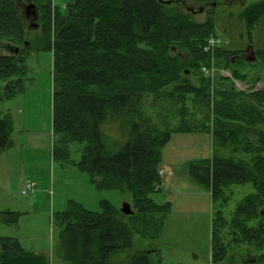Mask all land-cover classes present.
<instances>
[{
    "label": "trees",
    "instance_id": "obj_1",
    "mask_svg": "<svg viewBox=\"0 0 264 264\" xmlns=\"http://www.w3.org/2000/svg\"><path fill=\"white\" fill-rule=\"evenodd\" d=\"M36 1L43 36L30 45L52 51L53 157L68 162V146L77 144V168L91 185L99 191L127 192L132 199L129 216L103 200L97 212L70 202L56 213V253L62 263L159 264L161 245L129 254V260L123 253L131 249L133 235L149 242L160 237L170 213L168 201L158 204L153 199L162 187L161 151L172 133L199 132L211 137L212 155L184 164L185 176L210 194V264H233L230 245L223 243L225 230L232 245L261 252L250 264H264V89L215 88L202 76L193 85L186 77L187 72L209 68L212 60L216 67L245 64L239 54L222 48L205 53L206 40L214 36L213 21L209 12L203 22L192 17L200 8L237 0H190L193 11L188 12L179 10L187 0H68L63 12L51 0ZM243 1L238 16L248 29L264 23V0ZM21 18L17 0H0V39L24 46ZM254 55L264 63V53ZM25 59L23 48L0 55V101L22 90ZM232 75L245 79L237 67ZM172 84L170 91L164 90ZM146 97L153 103L167 99L179 105L175 128H161L143 112ZM199 107L203 118L196 123L193 110ZM12 125L11 115L1 112L0 152L13 147ZM218 146L240 158L219 155ZM245 184L255 193L244 197L227 221L226 190ZM17 215L0 209V222L15 224ZM121 254L124 258L117 257ZM0 264L51 262L43 253L25 250L16 238L0 237Z\"/></svg>",
    "mask_w": 264,
    "mask_h": 264
},
{
    "label": "rangeland",
    "instance_id": "obj_2",
    "mask_svg": "<svg viewBox=\"0 0 264 264\" xmlns=\"http://www.w3.org/2000/svg\"><path fill=\"white\" fill-rule=\"evenodd\" d=\"M29 1L17 0V8L22 14L25 31L24 46H15L0 39V55H9L14 48H23L27 69L23 88L17 96L0 101V113L6 111L13 119L11 137L13 147L0 152V209L18 214L15 224L0 222V237L16 238L25 250L47 255L53 264H65L56 253L59 232L54 222L56 213L65 211L70 202L78 203L86 210L97 212L102 200L120 209L123 203L131 207L132 199L127 192L99 191L91 185L87 174L77 168V163L81 159L77 144H69L68 162H60L53 157L52 51L39 50L30 45L32 39L40 36L42 38L43 32L40 13L36 8L38 3L36 0ZM242 1L208 5L202 13L192 14V17L197 22H203L209 12L213 21V35L223 41L222 49L239 54L245 62L236 66L245 79L241 81L234 78L232 70L236 68L235 65L226 68L224 63H220V66L216 67L212 60L209 74H204L202 71V74L187 72L186 77L193 85H198L199 77L202 76L210 78L211 85L215 88L233 87L236 91L242 92L264 89L262 59L245 61L246 51L249 48L254 52L264 53V23H259L249 30L245 21L238 16L244 6L241 5ZM253 1L258 0L243 2L247 4ZM67 2L68 0H51L52 6L61 12L64 11ZM187 2V5L179 7L181 12L189 11L191 2L190 0ZM29 4L35 6L37 19H25L26 6ZM198 7L195 5L194 10L197 11ZM34 24L37 28L32 27ZM247 56L250 54L248 53ZM231 62L234 63L235 60L231 59ZM173 86L174 84L165 87L164 90L170 91ZM2 87L3 84L0 83V90ZM177 107L174 106V101L173 104L167 99L153 103L150 97H146L143 112L159 127L173 129L178 124ZM201 112V107L193 110L196 123L203 118ZM209 138L206 140L207 135L199 132L172 133L170 142L161 151V162L173 165L171 172L176 178H182L175 184L179 190L160 191L153 195V199L158 204H162L164 199L170 203V213L165 219L161 236L158 240L149 242L133 235L131 249L123 253L128 254L126 259L129 254L131 256L161 245L162 261L159 264H210L212 213L210 194L186 179L188 177L185 178V166L178 165L181 161L209 159L212 155V140L210 136ZM215 150L222 156L239 157L234 155L230 148L218 146ZM27 180L35 184V191L22 195L21 191ZM253 193L255 191L250 184L230 186L226 190L224 218L230 221L237 204ZM167 196L168 198H164ZM173 198H175L174 203ZM227 232L229 231H224L223 243L230 245L228 253L233 257L230 258L233 259V264L246 261L250 264L261 254L252 246L232 245V237L228 236ZM123 254L117 257H123ZM125 260L123 259V262ZM114 263L113 261L111 264ZM115 264H121V261ZM154 264L158 263L154 261Z\"/></svg>",
    "mask_w": 264,
    "mask_h": 264
},
{
    "label": "crops",
    "instance_id": "obj_3",
    "mask_svg": "<svg viewBox=\"0 0 264 264\" xmlns=\"http://www.w3.org/2000/svg\"><path fill=\"white\" fill-rule=\"evenodd\" d=\"M209 136L207 135V139L206 140H209ZM184 162H179L178 165H180L181 167L182 166H185ZM173 165H167L166 163H162L160 164V167H159V175L161 177V181H162V187H161V191H170L172 189H178L179 190V187H176L175 184H177V181L178 180H181L182 178H176L175 177V174L172 173V167ZM186 178V176H185ZM188 179V178H186ZM155 197V196H154ZM156 198V197H155ZM164 198H168L167 197H164ZM166 201V199H164V201H162L163 203ZM175 202V198H173V203ZM161 236V235H160ZM51 264H53V262H51Z\"/></svg>",
    "mask_w": 264,
    "mask_h": 264
},
{
    "label": "built area",
    "instance_id": "obj_4",
    "mask_svg": "<svg viewBox=\"0 0 264 264\" xmlns=\"http://www.w3.org/2000/svg\"><path fill=\"white\" fill-rule=\"evenodd\" d=\"M222 44H223V41L221 39H219L218 37H210L206 40L204 46H203V51L205 53H209L211 54L215 49H219V48H222ZM210 70L208 67H202L201 71L204 73V74H209L210 73ZM35 191V184L30 181V180H27L25 182V185H24V189L21 191V194L22 195H26L28 192H34Z\"/></svg>",
    "mask_w": 264,
    "mask_h": 264
},
{
    "label": "water",
    "instance_id": "obj_5",
    "mask_svg": "<svg viewBox=\"0 0 264 264\" xmlns=\"http://www.w3.org/2000/svg\"><path fill=\"white\" fill-rule=\"evenodd\" d=\"M164 3H167L169 4L170 1L168 0L167 2H164ZM213 6L215 4H212ZM34 8L35 6L33 4H29L26 6V10H31L32 11V14L34 17H36V13L34 11ZM204 11V8H200L197 13H202ZM33 28H37V25H32ZM14 52L17 53L18 52V48H14ZM250 54V56H247V54ZM255 60V55H254V51L252 48H249V50L246 51V55H245V61L247 62H253ZM120 213L123 215V216H129V215H132L133 212L129 206V204L127 203H123V205L121 206V208L119 209Z\"/></svg>",
    "mask_w": 264,
    "mask_h": 264
},
{
    "label": "flooded vegetation",
    "instance_id": "obj_6",
    "mask_svg": "<svg viewBox=\"0 0 264 264\" xmlns=\"http://www.w3.org/2000/svg\"><path fill=\"white\" fill-rule=\"evenodd\" d=\"M29 2H32V0H30ZM189 10L190 11H193V9H189ZM25 19L26 20L37 19V15H36V17H34L31 10H25Z\"/></svg>",
    "mask_w": 264,
    "mask_h": 264
}]
</instances>
